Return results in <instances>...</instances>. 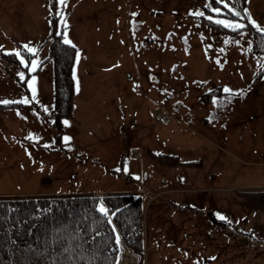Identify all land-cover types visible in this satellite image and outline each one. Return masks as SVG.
Here are the masks:
<instances>
[{"label": "rangeland", "instance_id": "374dc122", "mask_svg": "<svg viewBox=\"0 0 264 264\" xmlns=\"http://www.w3.org/2000/svg\"><path fill=\"white\" fill-rule=\"evenodd\" d=\"M50 1L0 0V101H16L8 110L0 108V196L147 186L148 193L140 191L146 198L144 226L149 212L145 264H263L264 206L247 201L240 191L259 189L244 185L264 178V167L254 169L264 165V52L253 51L256 29L244 18L246 10L264 28V0H245L235 17L206 11L209 0H66L67 7L58 0L52 7ZM196 12L245 27L214 26ZM53 22L76 47L72 114L59 124L52 114L53 62L48 58ZM14 51L22 52L27 66L4 56ZM33 79L35 100L29 86ZM122 80L123 90L111 86ZM219 85L222 95L204 102L201 92ZM24 99L29 103H19ZM159 104L188 110L186 118L189 113L192 118L187 121L209 140L156 120ZM200 105L232 107L223 111L222 125L215 124L214 112L204 113L213 119L208 124L215 128H210L196 122L194 114L204 112ZM236 120L237 127H229ZM244 124L250 135L243 132ZM65 136L71 138L67 145ZM169 148L182 160L202 156L203 162L177 166L147 154ZM201 163L205 184L211 169L220 170L210 182L220 181V190L205 191L203 202L191 199L179 210L171 200L174 192L152 190L162 180L177 183L184 167L187 180L195 182ZM218 215L226 217L224 224Z\"/></svg>", "mask_w": 264, "mask_h": 264}, {"label": "trees", "instance_id": "16d2710c", "mask_svg": "<svg viewBox=\"0 0 264 264\" xmlns=\"http://www.w3.org/2000/svg\"><path fill=\"white\" fill-rule=\"evenodd\" d=\"M244 1L229 0L230 7L242 14ZM208 4L219 6V15L235 17L214 0ZM52 27L48 57L53 62L52 114L59 124L72 114L76 47L64 43L55 22ZM252 49L264 52V36L256 30ZM4 56L16 60L13 55ZM222 93L219 85L201 92L202 100L209 102ZM8 106L0 103V108ZM147 154L154 161L177 166L198 162L151 149ZM240 195L264 206V189L240 191ZM100 202L107 205L108 215L100 213ZM144 208L143 194L131 191L0 196V264H119L124 251L135 256L134 264H145Z\"/></svg>", "mask_w": 264, "mask_h": 264}, {"label": "crops", "instance_id": "0c3cea01", "mask_svg": "<svg viewBox=\"0 0 264 264\" xmlns=\"http://www.w3.org/2000/svg\"><path fill=\"white\" fill-rule=\"evenodd\" d=\"M52 1H53V3H55L54 0H51L50 1V4H52ZM87 7H89V6L87 5L85 7V10H87ZM104 60H106V59L104 58L103 61ZM86 66H88V68L90 67L89 64H86ZM117 66H118V61L115 64V67H117ZM106 68H108V66ZM121 68H123V63H121ZM90 71L93 72L95 70H94V68L93 69L91 68ZM116 73L117 72L115 71V73L112 76H114ZM116 85L117 86H115V81H112L111 82V86L113 88L116 87L117 88V91L124 89V82H123V80L117 82ZM119 86H120L121 89L119 88ZM113 88H112V91H113ZM165 106L168 108V110L171 112V114L173 116V119H172L171 123L176 124L178 130H181L182 133H187L189 131V132H192V133L198 135L199 137H202L204 139H208V138H205V136L202 135V134H200L199 132H195V129L192 126V122H188L187 121V119L192 118V115L190 113H189V118H186L185 112H187L188 110L187 111L185 109L183 110V108H179L178 109L176 107V105H169V106L165 105ZM183 106L184 105H181L180 107H183ZM200 107H202L200 109H202L204 112L194 114L195 115V119H197L196 122H198V120H201L202 121L201 122V125L202 126L208 125L210 128L211 127H214L215 128V126H210L211 123H212L211 120L213 121V119H214V121H216L215 124L222 125L221 119L225 115L223 113V111L224 110L226 111L229 107H232V105H200ZM204 107H207V108H204ZM6 108H2L1 110H8L9 109L8 107H6ZM208 111L214 112L213 119H210L209 117H206V115L204 114V113H207ZM211 112H210V114H212ZM206 118L208 119V122L205 123L204 120H206ZM238 123H240V122H238V120H236L234 123H229V127H237L236 124H238ZM224 127H227V124ZM245 127H246V125L244 124L243 132H245V134H247V135H250V130L247 132V128H245ZM202 147H204V146L202 145ZM219 148L224 150L223 147H219ZM167 153L175 154L177 156V158H180L177 150L174 149V148H169V150H168ZM138 155H140V154H133V156H136V157ZM180 155H182V154L180 153ZM201 159H202V156H199V158L198 159H195V160H199L200 162H203ZM180 160H182V159L180 158ZM188 160H194V159H184L183 161H188ZM248 162H250V161H248ZM262 167H264V165L263 166L262 165L256 166V167H254V169L257 170V169H261ZM195 168H197L198 171H199V173H200V176H199V173H197L196 178H195L196 179L195 182H193L192 180H189L190 181L189 182L187 180V177H189V174L186 171L187 168L184 167L185 172H182V174L180 173V175H181L182 178L180 177L176 181L177 183H174L173 181H164V180H162V182L160 184L157 183L156 185L151 186L152 187V190H154V192H160L162 190L163 191L170 190L171 192H174L175 194L173 193V195H171V198H172L171 200H172V202L173 201H177L178 204L175 207H178L179 210L183 209L184 208L183 207L184 205H190L192 203L191 202V199H194L198 204H199V200H201V202H203V200H204V197L203 196L205 194V191L214 192V191L220 190V181L219 182L217 181L218 184H216V183H210L212 180H215L216 178H219V176H220L219 175L220 170L217 171V172H215L213 169H211L209 171V173H208L209 174V176H208V178H209V184H205V183H203L204 182V177H205L204 175H207V174H203V171L201 172L199 170V169H202V163L200 164V166H198V167L196 166ZM211 175H213V176L211 177ZM148 185H150V183H148ZM244 186H250V188L264 189V178H261V180H259V182L256 183V184H247V185H244ZM145 187L147 188V186H144V187H140L139 189L137 188V189L129 190V191H131V192H140V191L144 190V192L148 193L149 191ZM186 192L187 193H191V194L190 195H188V194L187 195H183V196H185L183 198L179 197L181 193H186ZM100 193H102V192H100ZM171 200H170V203H171ZM181 201H182V205H180ZM254 215H255V213H254ZM148 216H149V212H148V209H147L146 219H145V226H144V228H146V235H145V256H146V260H147V257H148L149 246H150L149 245V240H148L149 239L148 238V233H149L148 232L149 231ZM221 222H222V220L220 221V224H221ZM152 229L155 230L156 228H154V226L152 225ZM220 249H218V250H220ZM261 249L264 250V248H261ZM218 253H220V251H218ZM125 254H129V256H132V260L128 264H134L136 258H135V256L133 254H131L128 251H124L121 254L119 261L123 264V257H124ZM124 264H126V263H124Z\"/></svg>", "mask_w": 264, "mask_h": 264}, {"label": "snow or ice", "instance_id": "6c2138e0", "mask_svg": "<svg viewBox=\"0 0 264 264\" xmlns=\"http://www.w3.org/2000/svg\"><path fill=\"white\" fill-rule=\"evenodd\" d=\"M58 3H59L61 6H63V7H67L66 0H58ZM214 3L222 5L223 8L227 9V11H228L229 13H231V15H233V16H240V15H241V13H240L239 11L235 10L233 7H230V2H229V0H214ZM206 7L210 8V10H211L213 13H216L217 15L221 14V8H220V7H212L211 4L206 5ZM56 14L61 16V23L64 24L65 27H66V26H67V25H66V21L64 20L62 14H61L60 12H57ZM194 15H196V16H204V13H203V12H196V13H194ZM244 18L248 19V21H249V23L252 25V27L255 28L256 31H257L258 33L261 34V36H264V28L258 26V25L255 23V21H254L251 17L248 16L246 10H245V12H244ZM206 19L209 20L210 22L216 24V25L222 26V27H224V28H229V29H231V30H233V31H238V30H240V29H242V28L245 27L243 24H240V23H233V22H230V21H227V20H222V19H214L212 16H207ZM57 34L59 35L60 33H57ZM241 34H242V33H241ZM64 43H65V44H70L71 41H69V40L65 37V39H64ZM226 43H228V42L226 41ZM0 47H2V46H0ZM23 48L26 49L29 53L35 54V51H36V50H35L34 48L29 47L28 45H23ZM4 54H5V55H13V56L17 57L18 59H20V63H21V64L27 66V64H26V62H25V60H24V58H23V54H22V52H20V51H14V52H11V53L5 52ZM77 55H78V54H77ZM32 63H33V67H32L31 70L34 71V70H35V61H33ZM19 75H21V78L23 79V74L21 73V74H19ZM73 79H74V80L76 79L75 72H73ZM29 86H30V87L32 88V90H33L32 100H35V99H36V93H35V88H34V79H33V82L30 83ZM231 91H232V90L229 89V88H227V87L224 88V92H225V93H231ZM0 103H3V104H5V105H7V104H10V103H16V101H8V100H4V101H0ZM19 103L28 104V103H29V100H28V99H24V100H22V101H19ZM213 103L215 104L216 101H213ZM43 111H44V112H47L48 109H47V108H44ZM18 115H19V113H18ZM63 123L65 124V126H67L69 122H68V121H64ZM27 139L32 140L33 137L30 135V136L27 137ZM70 139H71L70 137L65 136V137L63 138L64 143L67 145L68 142L70 141ZM45 147H48V145H45ZM117 171H120V169H117ZM124 171L127 173V166H126V165H125ZM136 179H139V177H136ZM99 211H100L101 214H103V215H105V216L108 215L107 210L104 209L103 207H101V208L99 209ZM218 219H220V220H225L226 217H224V216H222V215H218ZM110 222H111V221H109V223H110ZM113 231H115V229H113ZM116 242H117V244L119 243V236L116 237ZM213 259H214V258H213Z\"/></svg>", "mask_w": 264, "mask_h": 264}, {"label": "built area", "instance_id": "2783aa9c", "mask_svg": "<svg viewBox=\"0 0 264 264\" xmlns=\"http://www.w3.org/2000/svg\"><path fill=\"white\" fill-rule=\"evenodd\" d=\"M154 117L162 123H169L171 121V114L163 105H158L154 109Z\"/></svg>", "mask_w": 264, "mask_h": 264}, {"label": "bare ground", "instance_id": "6f19581e", "mask_svg": "<svg viewBox=\"0 0 264 264\" xmlns=\"http://www.w3.org/2000/svg\"><path fill=\"white\" fill-rule=\"evenodd\" d=\"M132 260V256H129V254H125L123 257V264H128Z\"/></svg>", "mask_w": 264, "mask_h": 264}]
</instances>
